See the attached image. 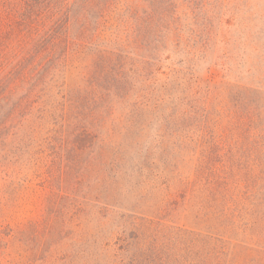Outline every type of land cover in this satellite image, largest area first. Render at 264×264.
<instances>
[{"label": "rangeland", "instance_id": "rangeland-1", "mask_svg": "<svg viewBox=\"0 0 264 264\" xmlns=\"http://www.w3.org/2000/svg\"><path fill=\"white\" fill-rule=\"evenodd\" d=\"M54 7L0 0V264H264V0H97L14 56Z\"/></svg>", "mask_w": 264, "mask_h": 264}, {"label": "trees", "instance_id": "trees-1", "mask_svg": "<svg viewBox=\"0 0 264 264\" xmlns=\"http://www.w3.org/2000/svg\"><path fill=\"white\" fill-rule=\"evenodd\" d=\"M97 0H75L74 2H70L68 0H54V11L48 15L43 14L42 12H36V17L32 15V8L24 12L22 19L28 25V31L26 34L27 40L24 47L20 46V50H18L14 56L21 53L26 49V47H32L45 49L44 45L46 42L52 43V47H59L62 43L66 44L67 36L66 33V23L72 17L74 13L75 7H78V11L81 12L84 8H89L93 5ZM45 0H36V4L43 3ZM28 7H29V3ZM109 2H104V5H108ZM25 58V56H24ZM22 56L19 61H21ZM15 68H19L18 65H13L8 68V71L3 73L1 79V85L4 83L9 85L11 82H22L19 79L20 72H16ZM21 75L23 76L22 72ZM6 86V85H5ZM7 88V87H6Z\"/></svg>", "mask_w": 264, "mask_h": 264}]
</instances>
